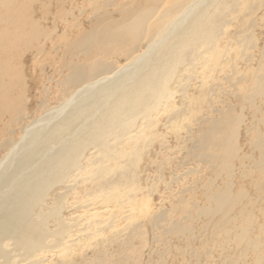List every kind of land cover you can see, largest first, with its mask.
Here are the masks:
<instances>
[{"label":"bare ground","instance_id":"1","mask_svg":"<svg viewBox=\"0 0 264 264\" xmlns=\"http://www.w3.org/2000/svg\"><path fill=\"white\" fill-rule=\"evenodd\" d=\"M103 1L105 8L114 5L122 16L114 20L108 18V13L106 16L97 14L103 17L101 26L98 24L94 31L79 36L73 45L77 54L74 58L86 56L88 64L66 63L60 74L65 97L55 106H50L45 99L42 101L45 113L29 121L25 112L27 103L24 105L21 95L14 97V103L10 104V100L3 104L4 99H10L12 91L19 94V84L10 87L5 81L12 76L15 83L24 79L17 64L12 63L13 59H5L7 49H3L1 39L7 33L0 32V264H53L56 258L62 259L57 264H65L71 255L85 260L84 252L76 249L78 231L70 224L72 218L63 215L66 205L75 212L86 211L87 219L92 222L89 230L93 237L117 223L112 218H109L112 225L96 221L104 212H111V207L121 211L127 205L131 209L126 214L138 211L147 218L153 201L142 199L138 203L137 192L143 189L136 185L139 181L133 179L137 166L145 153L148 154L144 151L147 144L150 146L157 136L153 131L158 126L155 120L161 116V111L178 107L175 100L179 92L189 104L185 102L184 108L174 110L169 130L180 134L179 121L187 115L200 130V135L195 137L196 159L213 164L220 158L228 163L227 171L231 172L230 163L237 158L232 142L237 140L243 123L241 115L231 114L233 106L228 108V114L219 109L211 110L224 115L219 119L203 113L204 89H198L190 100V87L183 82L187 75L189 79H199L197 75L201 74L207 83L224 65L226 68L230 65L237 74L235 64H230V57L225 53L231 51L232 46H223L220 40L228 33L224 29L231 27L226 18L236 13V7L241 4L245 16L261 10L264 0L248 4L244 0L240 4L238 0H166L174 4L140 10L132 6L126 8L128 13L119 10L116 0ZM12 2L0 0V5L7 3L9 7ZM6 21L0 19V22ZM115 22L117 25H108ZM39 36L34 32L35 40ZM244 44L260 49L257 39L248 37ZM95 45L106 48L116 45L122 51L118 58H124V64L119 63L118 58L109 59L101 51H93ZM253 60L251 56L246 58L248 62ZM195 68L198 70H193ZM226 79L231 82V76ZM248 91L251 93H246V97L252 94L264 97L261 83L254 91ZM5 118L8 120L4 121ZM221 130L229 131L228 137L220 142L212 140ZM149 132L151 137H148ZM254 135H258V142L253 143V147L260 152L264 133ZM207 146L213 151L208 155L202 152ZM221 148L223 154L218 157L215 149ZM246 158L241 160L243 167ZM124 178L130 179L131 184L125 185ZM225 186L222 192H214L210 200L217 204L218 211L228 214L243 194L239 193L231 201L233 184ZM71 197L73 201L68 202ZM202 212L210 216L215 211L205 208ZM127 218L134 216L128 214ZM152 219L153 229L163 220L158 215ZM125 243V248L129 247V241Z\"/></svg>","mask_w":264,"mask_h":264},{"label":"rangeland","instance_id":"2","mask_svg":"<svg viewBox=\"0 0 264 264\" xmlns=\"http://www.w3.org/2000/svg\"><path fill=\"white\" fill-rule=\"evenodd\" d=\"M12 1L9 7L7 3L0 5V19H7L6 22H0V32L7 33L1 42L3 49H7L5 59H13L12 63L17 64L24 80L15 83L16 80L13 81L12 76V79L5 81L10 83V87L19 84V94L12 91L10 99H4L3 104L10 100L12 104L16 101L14 97L21 95L24 97L23 104L27 103L25 112L29 121L45 113V99L50 106H55L61 97H65L62 85L60 86V81L63 80L60 74L66 63L69 65L75 61L88 64L86 56L74 58L77 54L73 45L79 36L94 31L98 24L101 26L103 17H98L97 14L106 16L108 13V18L115 20L120 18L122 13L117 11L114 5L105 8L103 0L98 4H95L98 0ZM238 1L240 4L243 0ZM244 1L248 4L254 0ZM115 2L120 5L119 10L125 13H128L126 8L132 6L140 10L164 8L166 4H174L171 1V4L166 3V0ZM242 6H237V12L227 16L226 20L231 22V27L224 29L228 33L225 38L220 39L223 46H232L231 51L225 53L230 57L231 62H228L235 64L237 74L233 73L230 65L227 68L224 65L220 67L222 71L213 74L207 83L201 74L197 75L199 79H189L187 75L183 82V85L188 83L190 87V100L199 92L198 89H204L206 102L202 105L203 113H210L212 117L219 119L224 115L211 110L219 109L223 114H228V108L233 106L231 114L241 115L243 118L237 140L232 142L237 151V158L230 163L231 172L227 171V167H230L227 166L228 163L220 158L213 164L195 158V137L200 135V130L197 124H192L193 118H187L186 115L179 121L180 134L169 130L170 117L174 110L184 108L185 102L189 104L188 100L183 99L182 92H179L175 100L178 107L172 106L167 111H161V116L155 120L158 126H155L153 131L157 132V136L152 144L149 143L150 146L147 144L144 151L148 154L143 156L133 179H137L139 182L136 185L143 189L137 192L138 203H141L142 199L153 201L150 215L145 219L138 211L126 214V211L131 209L127 205H124L121 211L110 206L112 211L104 212L96 221L112 225L109 220L112 218L117 223L105 233L93 237L89 230L92 222L87 219L86 211L79 209L75 212L66 205L63 215L72 218L70 224L78 231L77 252H84L86 257L84 260L81 256L71 255L65 260V264H125V259L126 264H264V142L260 152L253 147V143L258 142V135L254 134L264 133V123L260 124L261 120L264 122V97H256L253 94L246 97V93H251L248 89L254 91L259 83L264 90V8L245 16L246 11L245 8L241 9ZM96 8L100 12H96ZM129 14L131 16L132 13ZM16 20L18 22H15ZM114 24L116 22L108 25L111 27ZM34 32L40 34L37 40L33 38ZM248 37L257 39L260 49L253 48L252 44L247 47L244 39ZM126 47L127 44H124V48ZM93 51H101L103 56L107 55L109 59L118 58V54L122 55L116 45L109 48L95 45ZM250 56L254 60L246 61ZM124 60L118 58L121 64H124ZM230 76L231 82L226 79ZM240 78L246 80L240 81ZM211 89L215 91L212 92ZM7 120L8 118L4 119ZM228 133L227 130L218 131L212 140L220 142L228 137ZM148 137H151L150 132ZM205 149L202 152L207 155L213 152L208 146ZM214 154L220 157L223 149H215ZM245 156L248 158L245 159L243 167L241 160ZM123 183L128 185L131 181L124 178ZM229 183L233 184L231 201L239 193L243 196L227 214L218 211L217 204L210 198L214 192L225 190V185ZM67 200L72 202L73 198ZM205 208L215 212L206 216L202 212ZM128 214L134 218L128 219ZM155 215L163 220L153 229L152 218H155ZM125 240L129 241L127 248ZM61 260L56 258L53 264L60 263Z\"/></svg>","mask_w":264,"mask_h":264}]
</instances>
